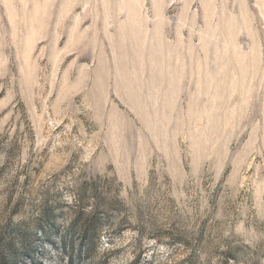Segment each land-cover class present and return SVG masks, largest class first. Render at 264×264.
<instances>
[{
    "label": "rangeland",
    "instance_id": "374dc122",
    "mask_svg": "<svg viewBox=\"0 0 264 264\" xmlns=\"http://www.w3.org/2000/svg\"><path fill=\"white\" fill-rule=\"evenodd\" d=\"M0 264H264V0H0Z\"/></svg>",
    "mask_w": 264,
    "mask_h": 264
}]
</instances>
